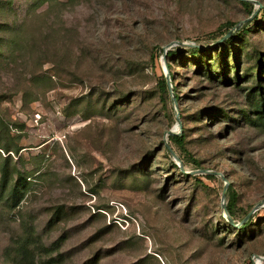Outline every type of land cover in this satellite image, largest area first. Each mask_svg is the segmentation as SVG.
<instances>
[{"label": "rangeland", "instance_id": "rangeland-1", "mask_svg": "<svg viewBox=\"0 0 264 264\" xmlns=\"http://www.w3.org/2000/svg\"><path fill=\"white\" fill-rule=\"evenodd\" d=\"M247 1L0 0V264H264Z\"/></svg>", "mask_w": 264, "mask_h": 264}, {"label": "trees", "instance_id": "trees-1", "mask_svg": "<svg viewBox=\"0 0 264 264\" xmlns=\"http://www.w3.org/2000/svg\"><path fill=\"white\" fill-rule=\"evenodd\" d=\"M241 3L243 4V5H248L249 4V2L247 1V0H241ZM233 37H229V38H227L225 41H223V42H226V41H229L230 39H232ZM223 42H221V43H219V45H221ZM212 48H213V46H212ZM192 52H194V53H197V52H205V51H207V49L205 48V47H200V46H192V47H190L189 48ZM168 54H171V51H167V54L166 55H168ZM171 77V76H170ZM161 90L162 91H166L167 90V88H168V85H167V81H166V78H164V79H162V81H161ZM176 98H178V95H176ZM170 137L172 138V139H174V140H177L179 143H181L182 142V135H178V134H171L170 135ZM234 200H235V192L232 190V189H230L229 188V202H230V204H227V209H228V211L229 212H231V209H232V203L234 202ZM252 220V218H250V219H247L244 223H242V225H240V227H239V229H241V228H244V227H246L248 224H250V221Z\"/></svg>", "mask_w": 264, "mask_h": 264}, {"label": "water", "instance_id": "water-1", "mask_svg": "<svg viewBox=\"0 0 264 264\" xmlns=\"http://www.w3.org/2000/svg\"><path fill=\"white\" fill-rule=\"evenodd\" d=\"M239 24L240 23H238L237 25H236V27H234V29H231V30H229L228 32H226L220 39H218L215 43H213V44H211V45H209L210 47H212L213 45H215V44H219V43H221V42H223V41H225L227 38H229L231 35H232V33H233V31L234 30H236L237 28H238V26H239ZM167 81H169V75H167ZM174 101H175V98H174ZM177 117H178V115H177ZM168 134L169 135H171V134H176L175 132H173V131H168ZM167 148L170 150V148H169V146L167 145ZM171 151V150H170ZM171 153L173 154V155H175L172 151H171ZM199 172H201V173H207V172H210V173H217V172H214V171H210V170H208V169H199L198 170ZM225 180V179H224ZM226 181V180H225ZM227 185H228V183L226 182L225 183V185H224V189H223V194H222V198H224V196H225V190H226V188H227ZM261 203H258L255 207H254V209H252L248 214H247V216H249V214H251L259 205H260ZM246 219H243L242 220V223L245 221ZM231 222V221H230Z\"/></svg>", "mask_w": 264, "mask_h": 264}]
</instances>
